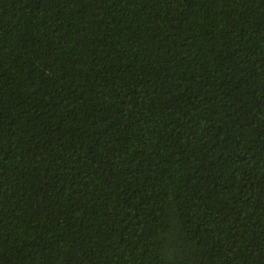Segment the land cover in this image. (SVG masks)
Here are the masks:
<instances>
[{"label":"trees","instance_id":"16d2710c","mask_svg":"<svg viewBox=\"0 0 264 264\" xmlns=\"http://www.w3.org/2000/svg\"><path fill=\"white\" fill-rule=\"evenodd\" d=\"M0 264H264V0H0Z\"/></svg>","mask_w":264,"mask_h":264}]
</instances>
